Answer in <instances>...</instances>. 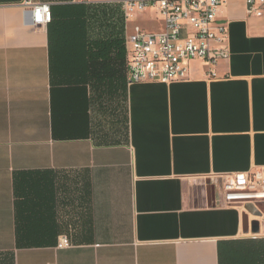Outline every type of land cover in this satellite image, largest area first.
Listing matches in <instances>:
<instances>
[{
    "label": "crops",
    "instance_id": "0c3cea01",
    "mask_svg": "<svg viewBox=\"0 0 264 264\" xmlns=\"http://www.w3.org/2000/svg\"><path fill=\"white\" fill-rule=\"evenodd\" d=\"M34 2L50 24L0 0V264H264V210L222 206L215 177L264 168V17L222 5L216 77L130 84L126 64L109 89L89 43L123 38L126 63L121 0Z\"/></svg>",
    "mask_w": 264,
    "mask_h": 264
},
{
    "label": "built area",
    "instance_id": "2783aa9c",
    "mask_svg": "<svg viewBox=\"0 0 264 264\" xmlns=\"http://www.w3.org/2000/svg\"><path fill=\"white\" fill-rule=\"evenodd\" d=\"M227 0H121L126 22L147 13L161 21L158 30L140 24L126 36L128 83H172L190 78L191 63L202 60L212 77L216 67L230 58L229 26L218 20L220 8ZM250 16L264 17V0H245ZM33 26L52 21L48 2L23 0ZM152 19V17L150 16ZM221 184L222 206H254L264 203V168L242 173L215 176ZM66 236L59 247L70 246Z\"/></svg>",
    "mask_w": 264,
    "mask_h": 264
},
{
    "label": "trees",
    "instance_id": "16d2710c",
    "mask_svg": "<svg viewBox=\"0 0 264 264\" xmlns=\"http://www.w3.org/2000/svg\"><path fill=\"white\" fill-rule=\"evenodd\" d=\"M89 46V68L92 80L98 82L99 87L106 86L109 89L124 87L126 85L124 39L121 37L99 39L90 42Z\"/></svg>",
    "mask_w": 264,
    "mask_h": 264
},
{
    "label": "rangeland",
    "instance_id": "374dc122",
    "mask_svg": "<svg viewBox=\"0 0 264 264\" xmlns=\"http://www.w3.org/2000/svg\"><path fill=\"white\" fill-rule=\"evenodd\" d=\"M152 14L151 13H147L145 17H141L135 21H133L131 23V25H136V24H140L142 26H144L146 29H149V30H157V26H160V22H150V21H147L149 20L148 18L151 16ZM129 29H130V25H129ZM258 208L264 210V203H260L258 204Z\"/></svg>",
    "mask_w": 264,
    "mask_h": 264
}]
</instances>
